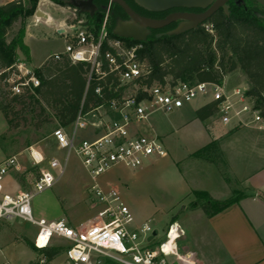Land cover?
<instances>
[{
	"label": "built area",
	"instance_id": "2783aa9c",
	"mask_svg": "<svg viewBox=\"0 0 264 264\" xmlns=\"http://www.w3.org/2000/svg\"><path fill=\"white\" fill-rule=\"evenodd\" d=\"M75 21L65 24L70 31L63 29L61 32L67 39L64 52L53 55L60 57L65 54L74 63H85L88 81L103 80L111 75L117 81L115 91L124 87L120 97L106 99L93 109L105 108L108 111L107 120L93 123L97 133L93 138L75 142L74 134L70 137L63 126H58L52 132L59 149L68 153L72 150L80 158L89 177L86 188L91 191L100 209L94 219L78 226L71 225L63 218L37 219L31 205L34 193L51 188L57 179L52 170L58 169L60 176L64 166L53 156L47 160L48 167L44 168L45 155L30 145L27 152L31 168L38 170L32 183L34 190H22L16 194L5 192V175L21 172L23 168L18 155L0 162V220L20 219L36 226L33 244L37 248L60 245L53 244L54 238L65 240V252L70 264H203L191 252L180 251L177 241L185 235V231L178 222L169 225L165 240L155 241L150 223H136L132 210L119 190L111 184L103 185L101 177L119 165L140 169L154 159L166 156L167 150L159 136L146 135L132 124L147 121L154 111L181 108L198 93H212L223 124L235 121L239 126L257 123L264 127V118L240 88L233 89V95L239 100L232 102L226 95L223 82L191 84L179 81L141 85L149 72L146 62L139 58L142 42L130 44L117 35L111 36L107 17L98 30L94 26L89 27L82 19ZM205 27L211 31V25L206 24ZM15 67L16 73L8 79L14 94L39 86V79L25 62L19 60ZM111 86L112 83L109 89ZM95 92L104 96L105 89L97 87ZM84 116L79 114L72 123L74 131L86 127ZM45 262L41 260V263Z\"/></svg>",
	"mask_w": 264,
	"mask_h": 264
},
{
	"label": "trees",
	"instance_id": "16d2710c",
	"mask_svg": "<svg viewBox=\"0 0 264 264\" xmlns=\"http://www.w3.org/2000/svg\"><path fill=\"white\" fill-rule=\"evenodd\" d=\"M38 1L12 0L0 5V111L7 123L15 128L28 122L26 113L36 111L33 103L27 102L31 95L35 97L33 99H36L42 111L50 109L52 119L59 126L65 127L71 125L79 114H89L102 105L104 100L120 97L124 89L123 87L115 91L117 81L111 75L103 80L88 81L87 65L83 62L74 63L65 54L60 57L51 55L40 67L33 70L39 79V86L32 90L26 88L21 94H14L8 88V79L16 73L15 64L19 61V54L24 56L25 61H31L30 50L24 41L26 20L35 14ZM53 1L63 4L62 0ZM109 1L94 0L95 3L104 5ZM249 1L251 4L229 0L228 14L221 8L197 29L182 34H167L176 28V22L162 29L152 30L147 40L141 41L143 45L139 58L146 62L149 70L141 85L179 81L191 84H222L227 73L240 68L250 83L245 94L252 99L254 109L264 118V18L256 13L258 8L264 10V7L255 0ZM126 2L133 4L131 6L135 10L139 8L132 0ZM192 10L202 11L195 8ZM166 12L159 14L164 16ZM114 14L125 16L124 10L117 4ZM19 20H22V26L9 38ZM103 20L104 13L100 10L89 17L87 24L98 30ZM206 24L211 25V31L206 29ZM114 27L115 19L112 18L109 20V33L115 37ZM123 39L130 44L137 42L131 38ZM110 83L112 86L109 89ZM2 86L7 89H2ZM97 87L105 89L104 96L95 92ZM105 105L108 106L106 103ZM216 112L217 102L212 101L199 108L196 113L197 117L204 120ZM38 115L39 112L36 116ZM17 118L20 120L15 121ZM192 156L215 163L220 172L225 173L224 160L217 141L213 140L199 148ZM34 169L36 168H31L30 171ZM19 181L23 183L24 179L20 177ZM193 195L194 199L187 205V209H201L207 216L217 214L243 197L239 191L223 200L211 197L206 191H193ZM25 243L32 251L40 253L45 261H52L60 253V249L54 247L37 248L28 239ZM29 264L39 263L37 261Z\"/></svg>",
	"mask_w": 264,
	"mask_h": 264
},
{
	"label": "rangeland",
	"instance_id": "374dc122",
	"mask_svg": "<svg viewBox=\"0 0 264 264\" xmlns=\"http://www.w3.org/2000/svg\"><path fill=\"white\" fill-rule=\"evenodd\" d=\"M244 2L249 3L250 1L244 0ZM37 9L47 13L52 21L50 22L43 17L36 18L35 14L26 20L24 41L30 50L31 61H25L22 54H19L18 60L25 62L31 70L40 67L49 56L64 52L67 39L62 33H59L57 24L65 21L69 25L73 20L82 18L73 7L57 4L53 0H39ZM256 13L259 16L264 15V10L258 8ZM67 25L63 29L70 31ZM20 26H22V20H19L15 25L13 31L9 34V38ZM248 86L249 81L240 68L227 73L223 80L225 92H232L234 88L245 91ZM8 88L10 89V84ZM2 89L7 88L2 86ZM31 96L27 98V102H32L36 111L35 113H26L25 116H27L28 122L18 128L11 127L0 111V159L18 155L19 158L21 157L22 163H30L26 149L30 145H34L46 157V161L42 164L43 167L46 165L48 167L47 160L52 156L57 157L64 166V172L60 176L58 169L52 170L57 175V179L51 188L34 193L31 205L37 218L55 219L61 205L66 215L73 221H81L95 215L99 205L93 200L94 197L91 191L85 187V182L89 181V177L80 158L72 150L68 153L67 150L57 147L52 138V132L59 125L57 121L52 119V111L48 108L42 111L43 109L38 105L36 99H33L34 96ZM211 97V92L198 93L189 102H205ZM183 108H186V106ZM38 112L40 115L36 116ZM183 116L177 109L173 111L158 110L154 111L147 121L132 124L133 127H138L142 133L149 136L167 135L165 139H162L167 150L166 161L142 169V171H140L141 169H130L119 165L106 175L130 206L135 222L138 224L149 222L153 230L157 231V235H152L155 241L166 239L167 229L174 221L178 222L181 227V220L183 219L188 222H195L196 219L192 214H182L184 206L194 199L193 186L196 185L197 181H205L208 178L205 167H202L199 164L200 162L197 161L200 158L192 156V153L202 146L194 148L196 143L191 140L188 142L187 136L176 129L177 123L180 122ZM107 119L108 111L105 108L93 110L84 116L87 123L85 128H77L74 131V125L71 124L65 126V131L70 137L74 134V140L77 142L94 136L93 123L98 124L101 120ZM18 120L20 119H15V121ZM202 160L201 162L205 161ZM202 164L207 168L206 163ZM37 174L38 170L34 169L30 176L26 175L28 177V188L31 187V190H34V188L30 182ZM8 175H11V173L5 176ZM191 186L192 188H190ZM0 221L2 225L7 224L5 226L8 230L7 234L0 236V264H28L31 261H38L39 264H70L65 252L67 245L65 240L54 238L53 244L60 245L48 247L60 249V253L52 261L46 260L45 263H41L42 255L32 251L25 243L27 237L24 233L32 237L36 231V226L20 219H11L9 224L5 220ZM16 221L21 224L23 232L15 228L10 230L9 227L16 226ZM190 243L186 231L185 235L177 241L181 252L192 253ZM200 255L201 253L198 257L202 259L204 264H212L209 262L210 257H206L205 253L202 252V256Z\"/></svg>",
	"mask_w": 264,
	"mask_h": 264
},
{
	"label": "crops",
	"instance_id": "0c3cea01",
	"mask_svg": "<svg viewBox=\"0 0 264 264\" xmlns=\"http://www.w3.org/2000/svg\"><path fill=\"white\" fill-rule=\"evenodd\" d=\"M10 1L12 0H0V5ZM35 17L38 18L36 14ZM65 24V21L57 24L59 33L63 31ZM249 87L250 83L244 92ZM226 95L229 96L232 102H238L239 100V97L233 95V90L232 92H226ZM212 101L211 97L205 102H187L177 109L184 116L177 123L176 129L187 136L188 142L191 140L196 143L194 145L196 147L193 146L194 148L203 147L213 140L217 141L224 160V174L220 172L215 163L202 159L197 160L202 167H205L208 178L205 181H197L196 185L193 186V190L206 191L211 197L218 200L229 198L235 191L241 192L243 197L212 216H207L201 209L188 210L186 205L182 214H192L196 220L195 222H188L183 219L181 220L182 227L189 236L192 253L202 263V259L198 256L200 253V256H202L203 252L206 257H210L209 262L212 264H264V127L257 123L250 126H239L235 121L223 124L217 112L204 120L195 115L199 108ZM184 106L186 108H183ZM96 135L95 131L94 136ZM157 136L161 140L167 137V135L161 134H157ZM4 159L1 158L0 162ZM19 159L23 171L10 172L11 175L5 176L3 181L4 191L11 194L32 189L31 187L28 188L27 177L32 174V171H30L31 164L29 162L24 164L21 157ZM201 160L204 162H201ZM163 161H166V156L154 159L151 164L140 168V171L158 165ZM202 163H206L207 168ZM108 173L101 177V181L105 186L112 185L106 177ZM20 177L24 179L23 183L19 181ZM32 182H30L31 185ZM87 184L88 182H85V187ZM95 215L81 221H73L66 215L61 205L57 217L50 220L63 218L71 225L78 226L94 219ZM37 219L45 218L40 217ZM5 221L9 224L11 219ZM0 225V236L7 234L8 230L5 226L7 224L2 225L1 223ZM15 225L17 228L13 225V227H9L10 230L15 228L23 232L19 222L16 221ZM36 233L37 227L32 237L27 236L25 233L24 235L27 237L26 239L33 243Z\"/></svg>",
	"mask_w": 264,
	"mask_h": 264
},
{
	"label": "water",
	"instance_id": "95a60500",
	"mask_svg": "<svg viewBox=\"0 0 264 264\" xmlns=\"http://www.w3.org/2000/svg\"><path fill=\"white\" fill-rule=\"evenodd\" d=\"M111 1L119 5L130 17V21H119L117 23L113 30L114 34L121 38H131L137 42L146 41L152 30L162 29L176 21H180L178 26L168 31L167 34L178 35L197 29L221 8L226 14L229 13V0H135L140 6L149 11H165L174 8L202 9L200 12L176 11L165 18L154 19L140 15L125 0ZM255 1L264 7V0ZM236 2L244 4V0H236ZM64 4L73 7L80 13L89 15H93L97 9L93 0H64ZM35 14L37 17L52 21L50 16L40 9H37ZM260 16L264 18V15ZM155 235H157V231H154L153 236Z\"/></svg>",
	"mask_w": 264,
	"mask_h": 264
},
{
	"label": "flooded vegetation",
	"instance_id": "af4514ba",
	"mask_svg": "<svg viewBox=\"0 0 264 264\" xmlns=\"http://www.w3.org/2000/svg\"><path fill=\"white\" fill-rule=\"evenodd\" d=\"M63 1V4H61V5H65L64 4V0H62ZM126 1V0H125ZM133 2H134V4H136L137 6H139V8H137V10H135L131 5H133V4H129L131 7H132V9L134 10V11H136L137 13H139L140 15H142V16H146V17H149V18H154V19H162V18H165L167 15H169L170 13H173V12H176V11H189V12H198V11H196V10H192V9H183V8H174V9H170V10H165V11H149V10H147L146 8H144V7H142V6H140L135 0H132ZM93 2H94V0H93ZM58 4V3H57ZM94 4L97 6V9L95 10V12H94V14L96 13V12H99L100 10H102L103 11V13H104V18L105 17H107V20H108V24H109V20L110 19H115V26L117 25V23L119 22V21H124V22H126V21H130V17L127 15V13L125 12V16H115V14H114V8H115V3H113L111 0L109 1V3L108 4H106V5H104V4H97V3H95L94 2ZM140 8H142V9H140ZM146 10V11H144V10ZM80 16H82V20L84 21V22H86L87 21V23H88V20H89V17H92L93 15H89V14H85V13H80L78 10H75ZM140 11V12H139ZM148 11V12H147ZM167 11V12H166ZM159 12H166V14L163 16V15H160L159 14ZM179 22L180 21H176V27L178 26V24H179ZM115 28V27H114ZM152 32V31H151ZM151 32L149 33V35L151 34ZM158 34L160 33L159 31L157 32ZM148 35V36H149Z\"/></svg>",
	"mask_w": 264,
	"mask_h": 264
},
{
	"label": "bare ground",
	"instance_id": "6f19581e",
	"mask_svg": "<svg viewBox=\"0 0 264 264\" xmlns=\"http://www.w3.org/2000/svg\"><path fill=\"white\" fill-rule=\"evenodd\" d=\"M43 246V245H42Z\"/></svg>",
	"mask_w": 264,
	"mask_h": 264
}]
</instances>
